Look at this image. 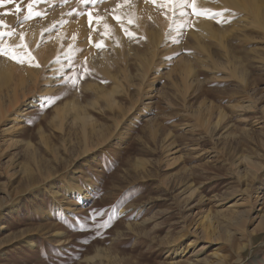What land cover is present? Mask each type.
<instances>
[{
  "label": "rangeland",
  "instance_id": "374dc122",
  "mask_svg": "<svg viewBox=\"0 0 264 264\" xmlns=\"http://www.w3.org/2000/svg\"><path fill=\"white\" fill-rule=\"evenodd\" d=\"M216 1L196 0L195 6L212 12L229 9L224 23L174 4L173 18L163 0H101L95 5L41 0L34 10L44 15L29 19V0L0 4V31L15 32L0 38L5 47L19 44L23 32L27 50L40 66L7 56H0V64L8 59L21 64V71L30 69L38 86L50 76L56 78L53 93L39 97L37 86L19 99L37 101L6 136L11 141H3L0 131V264H208L217 258L214 251L228 258L226 264H235L233 250L245 242V264H264V30L245 24L237 8ZM87 11L101 18L99 24L94 19L89 27L88 16L80 14ZM181 11L187 15L181 16ZM202 21L211 25L212 35L202 33ZM121 23L135 39L128 38ZM160 27L166 32L154 46ZM33 36L37 44L32 45ZM101 41L98 49L95 45ZM41 44L56 47L45 61ZM105 51L113 52L108 65L112 78L90 63L89 57L99 58ZM151 52L154 63L145 72L138 56ZM186 66L194 72L192 78L185 75ZM85 68L92 71L86 73ZM74 76L75 87L70 82ZM195 77L198 81L184 92L187 81ZM92 83L100 88H86ZM116 83L122 84V92L112 96L127 115L115 129L112 116L117 109L112 112L99 99L98 111L90 102ZM46 97L59 99L41 109ZM69 100L108 127L109 144L100 142L81 154L85 144L96 140L91 129L84 137L81 128L69 130L66 124L60 132L49 124L55 106ZM221 114L226 119L217 127ZM38 131L48 138V148ZM62 137L70 139L63 142ZM250 161L260 165L257 174L249 169ZM22 168L35 172L36 182L41 181L36 169L53 175L30 191ZM10 173L16 177L10 178ZM51 184L60 190L56 197ZM190 184L198 198L184 200L179 193ZM78 186L88 199L77 197ZM256 195L258 203L248 218L249 237L243 239L217 211L244 209ZM106 222L110 226L104 227ZM189 226H208L209 235L221 238H193ZM224 233L233 247L222 242ZM191 240L195 250L203 244L205 250L195 257L189 247L183 258L174 257L173 252ZM96 253L93 262L85 260Z\"/></svg>",
  "mask_w": 264,
  "mask_h": 264
},
{
  "label": "bare ground",
  "instance_id": "6f19581e",
  "mask_svg": "<svg viewBox=\"0 0 264 264\" xmlns=\"http://www.w3.org/2000/svg\"><path fill=\"white\" fill-rule=\"evenodd\" d=\"M217 3H218V5H220V4H222V5L223 4H227V5H230V6H233V7L237 8L238 10H240L243 13L242 19L245 22V24H247V25L250 24L251 26H257L260 29L264 30V12H263L264 11V1H262V0H218ZM201 27L203 29V32L202 33H204V34H208V35L211 34L212 35L214 33L213 30L211 29V25L208 22L202 21L201 22ZM239 29H241V28H239ZM158 30H159L158 32L156 31L157 32V34H156L157 36L154 38V42H155V45L154 46H156L158 44L160 38L163 36L164 32H166L164 27H160V29H158ZM29 41H30V44L33 45V44L36 43L37 37L36 36H33V37H31V39H29ZM29 41H28V43H29ZM54 41H55V38H54ZM39 46H38L39 47V52L42 53V58L44 59V61L46 60V58H48V54L51 53V52H53L55 50V48H56L55 46H52L51 49H48V48L46 49L42 44L39 45ZM57 47H58V45H57ZM150 50H153V49H150ZM112 53L113 52H111V51L110 52L109 51H105V52H103V53L100 54L99 58H94V57L93 58H90L89 56H87V57H89L90 63L95 67L96 71L100 72L101 74H103V75H105L107 77H111L112 78L113 75L111 74V72L109 71V68H108L109 63L113 60ZM151 54H153V53L151 52L149 56H138L139 57V60L142 63V66H143V67H141V69L144 68L143 70H145V72L149 71V68L154 63L153 60H154L155 57L152 58L151 57L152 56ZM61 55L64 56V57L66 56V54H61ZM65 61H67L66 58L63 60V62L65 63ZM61 62H58V63L56 62V63L59 64ZM56 63H54V64L56 65ZM228 63H230V62H228ZM61 64H63V63H61ZM21 67H22L21 64L12 63L8 59H4V61L0 64V131L2 132V135L1 136H2V140L3 141H8V140L11 141V137L8 138L6 136L8 135V133H10L13 130L14 126L21 119V117H23L24 113L30 107L34 106L35 103H36V101H37L34 98L31 99V100H29V101H27V102L20 101L19 99L21 97H24L25 94L32 93L35 89H38V88L39 89L37 90V92L39 93L38 94L39 97L41 95H43L44 93H53L54 90H55V86H56L55 85L56 78L55 77H52V76L48 77L47 80L44 81L45 83L43 85H41V86L36 85L37 84L36 83V78H37L36 77V73L30 71V69L27 72L24 70L27 73V75L25 76L23 74L24 71L22 70L23 71L22 72L20 70ZM233 68H235V67H233ZM193 73H192V69L191 68H188V69H186L185 75L191 77V74H193ZM121 78H123V77H121ZM195 81H198V79L196 77L192 81H187V83L185 85L184 92L189 91L192 88V86L194 85L193 83ZM37 86H38V88H37ZM86 88H91V89L97 90L100 87L97 84L92 83L91 85H86ZM124 89H125V87H124ZM114 92H122V84L116 83V86L114 87V89L109 90V91L104 90V92H101V94L98 97H96L95 99H93L90 102V105H92L93 107L97 108L96 110H98V109L101 108V106H99V104H98L99 99H103L105 101V105L107 107H109V109L111 108V111L117 109V110H115V113L116 112H118V113H116V114L113 113L114 114L113 116L110 114L113 117V122H114V124L116 126L115 127V129H116L119 126L120 121L123 120L126 117L127 114H126V111L122 108L121 104H119V102H118L119 100L116 101V99L113 98L112 95H113ZM141 94H143V93H141ZM103 109H105V108H103ZM130 110H128V112L129 111L132 112V108ZM87 113L88 112L85 113L83 111V109L79 106V104L76 103L74 100H69V101H66V102L58 105V106H55L54 111H53V114H52V116H51V118L49 120V122H50L49 124L52 125L55 129H57L60 132H63L64 131L65 126L67 124L69 126V130L75 129L77 127L78 128H81L82 133L84 134V137H86V133H88V130H86V129L87 128L88 129H91V134L92 133H95V136L96 137H94V139H96V140H94L92 142H89V144H85V147H82V148H84V150L81 152V154H85V155H87V153L92 150L91 149L92 147L100 146L99 145V144H101L100 142H105L106 141L109 144V142L112 141L111 138H110V133H109L110 131H109L108 127H106V126L104 127V126L98 125L99 123L91 115H89ZM225 119H226V116L224 117V114H221L219 116V119H218V122H217V125L216 126L217 127L218 126L220 127L222 125V123L225 121ZM205 126H206L207 130L210 131L209 130V126L208 125H205ZM41 127H39V128L42 131ZM39 132L40 131H38V133ZM111 132H112V130H111ZM39 135H40L41 141L43 142V145L46 148H48V144H49L48 143L49 142L48 141V138L43 134V132H40ZM66 135H64V136H66ZM212 135H214V134H212ZM87 138L89 139V137H87ZM61 139H62L61 141L66 142L70 138H63L62 137ZM70 142H71V140H70ZM171 142L173 143V141H171ZM26 144H27L28 147H32V144H31V142L29 140L26 141ZM69 146H67V147L69 148ZM169 146H171V145H169ZM57 149H58V147H57ZM57 152H58V150H57ZM195 152H196V150H195ZM54 155H56V153ZM35 167H38V166H35ZM249 167H250L249 169H251L254 172V174L260 169V165L255 164L253 162L249 163ZM22 169H23L24 175H26L25 178H26V182H28V188H29L28 190H30V191L35 190V188L40 185L39 183L41 181L42 182L43 181H46L48 178H50L53 175V174L51 175V173H49V172H47L46 174H44L42 172V170L36 169V170H38V176L41 178V181L40 182H36L35 179H34L35 176H37V175L34 174L35 172L33 173V171L31 169H29V168H22ZM9 172H10V170L7 171V173H9ZM8 175H9L10 178H15L16 177V174L15 173L14 174L13 173H10ZM198 187L199 186H197L196 189H198ZM45 188H47V186ZM49 188L52 191V196L53 197L58 196L60 190H57L52 184L50 185ZM75 191H76L75 193H76V195H77V197L79 199H81V200L88 199V194L83 193V188L81 186L76 187L75 188ZM179 194H180L179 196H181V195L185 196L184 197V200L186 199V197H187L188 200L194 199L196 197L198 198L197 191L195 190L194 186L191 185V184L188 185V186H186L185 189H182ZM202 198L203 197L201 195H199V202L203 201L204 198L203 199ZM258 198H259L258 195H256L255 196V199L252 200L253 203L250 206L248 205V207H246L244 209H241V210H234L233 209V211H231V210H227L228 208H226V210L225 209H222V210L217 211V214L222 215L224 217V219L228 221L229 224L234 225V227H236L237 230H238V232L240 233V237L241 238L247 239L249 237V235L247 237V234H248V231H249L248 218H249V216L251 214L252 209L255 208L256 204L258 203L257 202L258 201ZM236 205H238V204H236ZM202 221H204V220H202ZM209 221H208V223H212V222H209ZM208 226L210 227L211 224L208 225ZM208 226L207 227L204 226V228L203 227H200V226H196V227H192L191 226V228H190V226H189L190 231H191L190 232V234H191L190 236L193 237V238H196V239L198 238L200 240H207V239L208 240H210V239L211 240H216V239L221 238L219 236H215L214 234L209 235L211 233V230H210V233H209V231H208V228L209 227ZM224 234H223L222 239H221L222 242L226 243L229 246H232L230 235L228 233H226L225 235ZM194 242H196V240ZM248 244L249 243L246 244V242L244 244L241 243V245H238L237 246L238 247L237 250L236 249L233 250V248H231L233 250V253H234V258H233L232 261L235 264H245V261L241 258V253H242L243 250H245L246 248H248ZM203 245L200 247V250L197 251V250H195L196 245L195 244H192V240H191V242H189L188 244L185 245V248L180 249V250H178V248H177L173 252V255H174V257H177V258H180L181 259V258H183L188 253V249H189V247H191L190 248L191 249L190 252L192 254H194L195 257H196V255L198 256L199 252L201 253L203 251V249H204V246ZM97 253H99V252H97ZM97 253L94 254V255H92V256L87 257L85 260L92 261L93 262V259L94 258L96 259V257L98 256ZM213 255L217 257L216 260L214 262H210L208 264H226L227 259H228L226 256L220 255V253L218 251H214ZM258 259L261 262H263V260H262L263 258L261 257V255L258 257ZM188 264H197V262H189Z\"/></svg>",
  "mask_w": 264,
  "mask_h": 264
},
{
  "label": "snow or ice",
  "instance_id": "6c2138e0",
  "mask_svg": "<svg viewBox=\"0 0 264 264\" xmlns=\"http://www.w3.org/2000/svg\"><path fill=\"white\" fill-rule=\"evenodd\" d=\"M4 2H5V0H0V4H2ZM40 2H41V0H29L28 16H26L25 19H29V18H32L34 16L44 15V13L34 10V5L38 4ZM64 2L67 3V0H64ZM82 2L84 4L95 5L98 2H101V0H82ZM155 2H156V0H153V3H155ZM163 4L172 8L173 18L175 17V8L172 7V5L174 4L176 7H179V8L191 7L193 14L204 15L206 18L215 19L218 24L225 22L224 13L230 11L229 9H223L220 12H212L211 10H208V9H197L195 6L196 0H163ZM80 14H82V15L86 14L88 16L90 28L92 27V22L94 19L96 20L97 24H99L100 19H101L100 17H94L92 15L91 11H87L86 13L82 12ZM180 15L186 16L187 13L181 11ZM113 18L116 19L118 23L121 22V17L114 16ZM3 23L4 22L2 20H0V26H3ZM129 23H131V21H129ZM120 26L122 29H124L123 23H121ZM109 27L110 26L107 23L104 24V28L106 30ZM93 30H95V29H93ZM124 31H125V34L128 36L129 39H135V33H132L130 31H128L127 29H124ZM14 34H15L14 30L12 32H8V33L0 31V38L4 37L5 35L11 36ZM105 34L111 35V33H101V35H105ZM73 39H75V36H73ZM19 40H20L19 44L9 45L6 48L5 42L2 39H0V56H7V57L15 60L17 63L23 64V63L27 62L31 66L39 67L40 65L38 63H36L34 55L30 51L27 50V45L24 43L25 34L23 32L19 33ZM89 40L91 42V36L89 37ZM117 43H118V41H117ZM95 46L98 49L101 48L102 41L99 43H96ZM69 47H72V46L70 45ZM91 71H92L91 69L85 68L86 73H90ZM80 78H83V76L81 75ZM66 82H69V81H66ZM70 82L72 83L73 87H75V85L77 83L75 76L70 78ZM56 99H59V97H46L44 100V103L41 105V109L51 106V104L55 103ZM103 226L107 227V226H110V224L106 222ZM97 234H99V232Z\"/></svg>",
  "mask_w": 264,
  "mask_h": 264
}]
</instances>
